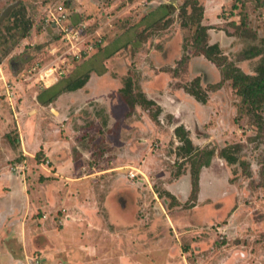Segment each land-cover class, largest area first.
Returning a JSON list of instances; mask_svg holds the SVG:
<instances>
[{
    "label": "rangeland",
    "instance_id": "1",
    "mask_svg": "<svg viewBox=\"0 0 264 264\" xmlns=\"http://www.w3.org/2000/svg\"><path fill=\"white\" fill-rule=\"evenodd\" d=\"M53 1L0 0V199L9 195L0 200V264H264V128L241 110L217 63L195 50L196 25L183 23L191 0H104L109 12L99 11L102 1L65 0L70 25L83 27L79 49L92 48L63 64L77 47L46 21ZM199 2L215 57L253 74L264 53L241 54L261 47L264 10L256 0ZM242 20L247 30L234 24ZM118 47L126 48L108 61ZM51 63L64 73L46 77ZM109 71L120 85L101 80ZM97 73L95 87L111 85L124 101L129 81L139 90L145 82L160 97L169 91L180 103L178 117L155 104L158 120L149 118L148 135L123 139L122 123L108 128L106 108L82 93ZM86 74L77 94L40 103L45 88L58 91ZM196 79L206 102L186 89ZM119 106L123 117L127 109ZM177 126L198 149H217L201 169L196 199ZM232 145L235 163L218 152Z\"/></svg>",
    "mask_w": 264,
    "mask_h": 264
},
{
    "label": "trees",
    "instance_id": "2",
    "mask_svg": "<svg viewBox=\"0 0 264 264\" xmlns=\"http://www.w3.org/2000/svg\"><path fill=\"white\" fill-rule=\"evenodd\" d=\"M69 4V1H64ZM257 6L264 10V0H256ZM189 4V1L183 4L182 9H186ZM191 11L187 12L190 14L189 23L183 22L184 25L193 24L195 27L194 34V47L197 52H201L206 57H208L213 62L217 63V65L222 70L223 80L231 83V88L235 91V93L241 97V102L243 106L241 110L251 118H254L255 124L259 129L264 128V55L261 58L260 63L256 66L253 74L244 72L240 67L228 62L226 58L221 56L215 57L216 47L209 46L206 41L209 25L203 24L204 17V9L201 6L199 0H191ZM236 5H234V8ZM17 13V12H16ZM15 14V13H13ZM70 16V14H69ZM160 20V19H159ZM159 20H157L159 22ZM238 28L245 27V21H241V23H234ZM31 29V23L28 21L24 26V31L22 35L25 37L28 35ZM247 32V31H245ZM262 40L261 47L251 46L245 50H243L241 54L242 59H250L254 58L258 55L264 53V38ZM96 46H100L99 43H95ZM227 63L228 66H227ZM85 78H77L66 85H63L58 91L52 92L54 87L45 88L42 95H39L40 102L45 104L53 101L58 94H60L64 90H72L78 87L83 86L85 82ZM200 80L196 79L194 81L193 87L187 86L186 89L194 94L200 101L206 102V97H204L200 93ZM137 89V91H135ZM124 98L126 102L134 107L136 104H140L143 108L148 109L150 111L151 118L154 121L158 120V115L156 113H151V107H153L156 103L148 99L142 90L135 88L132 81H129L128 85L124 88ZM45 94V96H43ZM175 133L182 142V148L185 152L184 160H189L191 164V178H192V186H193V197L197 198V193L199 191L200 185V172L202 167L209 166L211 164V159L214 156L217 149L209 148L200 150L195 145H193L192 140L188 136V132L184 129L183 126H177L175 128ZM236 145L226 146L221 149L218 148V152L220 157L226 159L229 163H235L237 161V157L233 155V148ZM192 161H191V160ZM169 196L176 198L170 192H166Z\"/></svg>",
    "mask_w": 264,
    "mask_h": 264
},
{
    "label": "crops",
    "instance_id": "3",
    "mask_svg": "<svg viewBox=\"0 0 264 264\" xmlns=\"http://www.w3.org/2000/svg\"><path fill=\"white\" fill-rule=\"evenodd\" d=\"M97 1H99V2L102 1L101 5H100L101 6V9L99 11H101V10H105L106 11L107 10L109 12L111 10V8L113 7V6H110L108 4L109 1H107L105 4H103L104 3L103 2L104 0H97ZM68 7H70V6H68ZM205 9H206V6H205ZM81 10H83V9H81ZM206 11H207V9H206ZM206 11H205V14L207 13ZM98 15L99 16L100 15L103 16L104 14L103 13H99ZM102 39L105 42H107L106 41L107 40V37H103L102 36ZM61 40L64 41L62 39V35H61ZM99 41H101V39ZM64 43H65V45L69 44L66 41ZM108 44H110V43H108ZM118 46H119V43H118ZM121 46H122V43L120 44V47ZM120 47H118V49L116 51H114V52L111 50V52L109 53L110 56H108L109 57V60L108 61H113L114 58H118L119 57V55H118L119 54L118 53L119 50L126 48V47H124V48H120ZM71 52L72 51H69L66 55H64V58H65V56H67L69 58V54H71ZM124 57L127 58L126 59V63H128V61L130 59L131 60L133 59V56H130V57L124 56ZM64 58L62 59V64H63ZM119 62H122L123 63L124 60L119 61ZM100 75H102L101 80L104 79V78L105 79L111 78L112 80H114L116 82V84L117 83L118 84L121 83L120 82V79L118 78V76L117 75H114V76L111 75L110 74V71L109 72H105L104 74H100ZM82 78H85L88 81L89 80V75L86 74L85 77H82ZM92 78H93L92 81H93V84L94 85L91 87V89L88 92L82 91V93H83V95L86 98H92V100H94L96 102H99L100 104L103 105V107L106 108V112L108 113V116H109V119H108V121H109L108 128H110L109 126L111 124L112 125H115L116 122H121L122 125L120 127L119 132H120V134H122L123 139H129L132 136V132H138V135L143 134L144 135V138H145L148 135V132H145V130L143 128H149L151 126L150 119H149L151 117L150 111L148 109L143 108L140 104H136L134 107H131L126 102V100L125 101L124 100H121L120 94H118L117 89L115 87H112L111 85H105L106 88H104V89H101L98 86L95 87V85H96L95 83H98L100 81V78H98V73L97 74H93V77ZM86 80H85V82H84L83 85H85ZM82 87L83 86L78 87V88H75V89H72V90H64L60 94H58L57 97H59V100L66 99V96H69L70 93L80 92V90L82 89ZM141 88H142V92L145 94V96L148 99L153 100L156 103V105L160 106L161 108L171 109V113L170 114H173L174 118L175 117L176 118L178 117V115L176 114L175 110H180V103H178L173 96L169 95V91L162 90V93L165 94V95H168V96L164 97L165 95H161V97H160V96L156 95V93L153 94L152 93V90H151V86H147L145 82H142L141 83ZM75 94H77V93H75ZM121 95H122V92H121ZM57 97L53 101H55L57 99ZM53 101H51V102H53ZM121 101L125 102L126 105H122L121 104ZM51 102H49V103H51ZM49 103H45V104L41 103V104L47 105ZM118 104H120L119 107H122L121 109H124V110L127 109V112H125V115L123 117H119V115H117L116 112H115V108H117ZM147 112L149 114H147ZM155 126L156 125L154 124V128H155ZM132 143L133 142L130 143V149H129L131 151L134 149V146H133V149H132ZM129 157L130 158H128L125 161L132 160L131 157H133V155H130ZM1 173L2 172H1V167H0V174ZM171 186H172V184H169L168 187H167V189H169V191L175 193L174 190H173V187H171ZM4 196H6L5 197V199H6L9 195L6 194ZM3 199L4 198H1L0 200H3ZM2 204H4V201H2Z\"/></svg>",
    "mask_w": 264,
    "mask_h": 264
},
{
    "label": "built area",
    "instance_id": "4",
    "mask_svg": "<svg viewBox=\"0 0 264 264\" xmlns=\"http://www.w3.org/2000/svg\"><path fill=\"white\" fill-rule=\"evenodd\" d=\"M65 1V0H64ZM61 0H56L52 2L48 7L46 8V21L55 26L60 30V33L62 35V39L70 44L71 49L74 47H77L76 51H72V58L73 59H79L81 58L89 49L92 48V46L88 49H79V43L84 41V33H83V27H74L70 25L69 19V8L67 3ZM67 56H65L63 63L67 62ZM59 67V66H58ZM53 63H51L47 68H45V75L46 77H51L52 75H55L56 73H64L61 66L58 68ZM3 79H0V81ZM5 83V82H4ZM5 87V94L9 99H11V86L7 84V82L4 85ZM13 92V91H12ZM131 176H134V174L131 172Z\"/></svg>",
    "mask_w": 264,
    "mask_h": 264
}]
</instances>
